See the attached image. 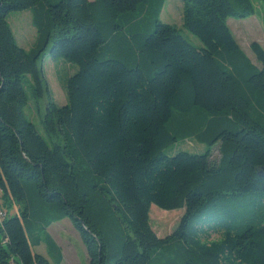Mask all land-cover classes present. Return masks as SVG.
I'll return each mask as SVG.
<instances>
[{
  "label": "trees",
  "instance_id": "1",
  "mask_svg": "<svg viewBox=\"0 0 264 264\" xmlns=\"http://www.w3.org/2000/svg\"><path fill=\"white\" fill-rule=\"evenodd\" d=\"M166 1L0 0L1 206H21L0 224V264H51L28 234L39 246L66 219L89 264H149L175 246L169 264H264V48L251 44L254 65L228 26L255 6L182 0L198 48L161 20ZM26 11L30 50L9 23ZM48 55L78 68L64 107L50 93ZM29 92L48 140L25 116ZM186 141L207 150L175 151ZM152 206L185 211L172 235L155 233Z\"/></svg>",
  "mask_w": 264,
  "mask_h": 264
},
{
  "label": "rangeland",
  "instance_id": "2",
  "mask_svg": "<svg viewBox=\"0 0 264 264\" xmlns=\"http://www.w3.org/2000/svg\"><path fill=\"white\" fill-rule=\"evenodd\" d=\"M58 0H49L51 4L57 2ZM255 6L256 14L247 19H237L230 18L228 20V26L233 32L236 40L241 46L242 50L250 58L251 62L260 67L256 60V57L252 53L249 46L253 42H258L264 48V2L262 0H251ZM27 19V27L31 30L28 38V42L24 45V48H29L33 42L36 40V30L32 25L31 13H13L11 14L9 21L14 30H16L14 21ZM144 23H153L154 11L151 8L149 11L143 14ZM24 19V20H25ZM161 20L164 23L175 26L181 31L183 36L195 47H202L201 42L187 30L183 28V1L182 0H167L165 7L161 14ZM18 23V21L16 22ZM26 24V20H25ZM43 66L46 73L49 89L51 96L59 107H64L68 104L67 95V81L72 77L78 70L77 66L70 65L63 60L54 61L48 55L43 60ZM72 67V68H71ZM73 69V70H72ZM30 102L28 106L24 109L25 116L27 120L32 122L38 132L48 140V136L44 131L41 120L42 116L38 113L37 103L31 98V93L29 92ZM46 99L40 102L42 110ZM43 113V112H42ZM207 147L200 145L195 141H186L177 145L175 151H184L191 154H204ZM218 147H215L212 151V160L217 161L219 159ZM1 193H0V211L5 214L8 213L9 217L19 216L21 211V206L16 202H9L11 204V209L8 207V200L5 199V204L1 206ZM184 210L176 211H164L156 206H152L150 210L151 225L155 233L160 238H166L172 235L175 230L179 227L180 222L184 216ZM52 238L63 251V263L62 264H87V250L83 244L79 233L73 228L70 220H65L63 222H56L51 225V227L42 234V244L40 246H34L35 236L28 234L29 241L33 246V251L36 254L45 256L51 264H58V252L50 245V239ZM220 236L213 235L211 240L217 241ZM178 247L175 246L174 249H170L167 253L156 252L152 253L151 261L149 264H169L170 262H176L178 256L176 252Z\"/></svg>",
  "mask_w": 264,
  "mask_h": 264
},
{
  "label": "crops",
  "instance_id": "3",
  "mask_svg": "<svg viewBox=\"0 0 264 264\" xmlns=\"http://www.w3.org/2000/svg\"><path fill=\"white\" fill-rule=\"evenodd\" d=\"M90 2H93V1H95V0H89ZM22 13H31V16H32V25H33V17H34V14H33V12L32 11H26V12H22ZM25 19V18H24ZM23 18L21 19V20H15L14 21V25H15V28H16V30H14L13 28H12V26H11V24H10V26H11V28H12V30H13V33H14V36H15V38H16V40H17V43H18V45L20 46V47H22L23 49H25V50H30V49H32L33 48V46L35 45V42H36V40H35V42H33L32 44H31V46H29V48H24L23 46H21L22 44L24 45L25 43H27L28 42V38H29V34H30V32H31V30L30 29H28V27H27V19L28 18H26L25 20H26V24H25V20H24ZM18 21V23H16ZM9 23H10V21H9ZM34 26V25H33ZM35 28V27H34ZM36 30V29H35ZM36 39H37V31H36ZM250 47V46H249ZM250 59V58H249ZM255 65V64H254ZM257 66V65H256ZM72 68V67H71ZM73 70V69H72ZM67 220V219H66ZM63 221H65V220H63ZM63 221H61V222H63ZM72 224V223H71ZM73 226V225H72ZM51 227V226H50ZM49 227V228H50ZM48 228V229H49ZM73 228H74V226H73ZM75 229V228H74ZM51 240H52V247L53 248H57L58 250H60L61 251V247H59V245L51 238ZM43 243V242H42ZM40 246V245H39ZM61 262H60V264H62L63 263V251H61ZM60 258V257H59ZM87 259H88V261H87V264H89V257H88V253H87Z\"/></svg>",
  "mask_w": 264,
  "mask_h": 264
},
{
  "label": "built area",
  "instance_id": "4",
  "mask_svg": "<svg viewBox=\"0 0 264 264\" xmlns=\"http://www.w3.org/2000/svg\"><path fill=\"white\" fill-rule=\"evenodd\" d=\"M5 216L6 214L3 211H0V224L2 223V220L4 219Z\"/></svg>",
  "mask_w": 264,
  "mask_h": 264
}]
</instances>
